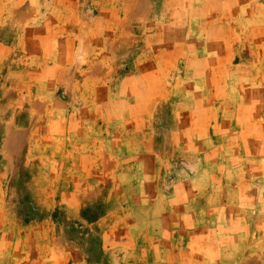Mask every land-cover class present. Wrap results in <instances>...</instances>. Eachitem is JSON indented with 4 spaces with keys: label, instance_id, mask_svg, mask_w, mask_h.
<instances>
[{
    "label": "rangeland",
    "instance_id": "obj_1",
    "mask_svg": "<svg viewBox=\"0 0 264 264\" xmlns=\"http://www.w3.org/2000/svg\"><path fill=\"white\" fill-rule=\"evenodd\" d=\"M0 264H264V0H0Z\"/></svg>",
    "mask_w": 264,
    "mask_h": 264
}]
</instances>
